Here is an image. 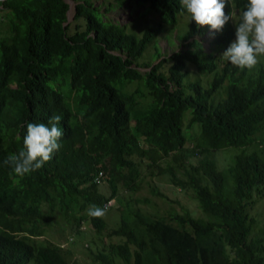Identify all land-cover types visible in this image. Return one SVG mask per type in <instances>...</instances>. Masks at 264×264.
<instances>
[{"label": "trees", "instance_id": "16d2710c", "mask_svg": "<svg viewBox=\"0 0 264 264\" xmlns=\"http://www.w3.org/2000/svg\"><path fill=\"white\" fill-rule=\"evenodd\" d=\"M136 2L171 24L185 11L180 0ZM247 2L230 0L225 14L235 6L238 23ZM0 5V264L31 259L71 264L58 243L38 237L55 215L75 230L88 217L91 227L105 231L113 256L104 253L96 264H264V216L249 212L264 197L261 63L249 71L224 58L215 69L218 55L205 51L198 38L212 35L210 26L192 21L179 35L183 48L166 55L156 46L157 61L141 71L137 60L161 23L137 36L106 18L93 0H76L70 30L66 0H0ZM228 29L212 35L214 43L226 45L233 36ZM186 60L202 72L215 71L210 83L185 79ZM132 83L138 88L125 89ZM188 109L189 125L198 127L188 136L195 143L186 146ZM53 115L61 117V148L40 169L18 176L4 160L23 149L28 123L47 124ZM249 144L261 150L248 151ZM231 145L240 150L230 165L218 168L215 150ZM142 157H148L147 166L169 172L173 183L191 188L200 211L153 213L136 206L116 226L89 216L92 206H112L107 202L117 185L142 187ZM165 158L171 162L162 166ZM99 171L109 182L104 192ZM151 192L173 200L154 187Z\"/></svg>", "mask_w": 264, "mask_h": 264}, {"label": "rangeland", "instance_id": "374dc122", "mask_svg": "<svg viewBox=\"0 0 264 264\" xmlns=\"http://www.w3.org/2000/svg\"><path fill=\"white\" fill-rule=\"evenodd\" d=\"M66 1L69 3V7L66 11V21L71 22L73 19L76 0ZM93 1L100 7V10L103 12L106 18H109L113 22L123 24L126 31L134 32L137 36H141L143 30L146 27H155L158 23H161V28L156 29L157 34L155 35V38H152L148 42V44L144 48L142 55L137 60L139 64L138 68L141 71H145L149 68L144 66L146 65V63H151L152 61L156 60V57H154V49L156 46H158V49L166 55L175 50L183 48V44L186 41L184 37L183 40L179 39V35H182L187 30H189L190 23L194 21L191 19L190 14L185 10L177 13V16H174V18L177 17V21H175V24H171L170 18L165 17V15L159 14L152 8H147L145 6L146 4L136 2V0H125L123 4H117L115 0ZM1 8L2 6L0 5V17L3 15L4 10ZM231 12L233 13L235 19L229 20L225 24L223 30H229L228 28H230V30L233 31V36L226 45L223 42L214 43L213 36L208 33L200 36L198 35V38L199 40H201L204 50L207 52H215L218 55V57L215 58V69L217 70L219 69V65H222V60L224 59L222 53L236 39L235 20H237L238 10L235 6H233ZM5 21L6 18H3V23H5ZM73 25L74 22L72 21L70 30L73 29ZM3 27L4 25H1L0 29ZM115 52H118L124 56L123 52H120L118 50H116ZM147 57L150 58L145 60ZM172 62L173 61L170 60V63ZM258 63H261L264 67V59H262V56L258 57ZM186 64L188 72L185 75V79L193 80L200 77V80L202 79L203 82L206 83L207 81L208 83H210L215 71L202 72L193 62H191V60H186ZM249 71H254V67L252 69H249ZM135 85V83L127 84L125 89H127L128 91H133L138 88ZM223 86L224 85H222V87ZM142 90L145 91L144 86ZM220 90H222V88L218 89L216 92H219ZM223 95L224 93L222 91L219 97ZM138 98L143 100L149 99L148 97L141 98V96H138ZM189 114L190 109H188L183 116V130L186 133V146L193 145L195 143V138H191L188 136L197 132L198 127L197 123H192L191 125H189V121L187 120ZM131 120H133V117L131 118ZM260 145L264 147V143ZM245 149L248 151L253 149L261 150L258 146H254L253 144L247 145ZM239 150L240 148L233 145L216 149L214 154L218 168L223 169L230 165L233 161L234 154ZM133 157L139 159V156L136 153L133 155ZM147 159L148 157H142L141 160V173L144 176L142 187L138 191H133L131 189L117 185L116 194L110 200L112 206L107 207L106 215L104 216V218L107 219L111 226H116L118 224V220L121 214L125 213V211L128 210V216L131 215L130 209L135 208L136 206H140L143 210L153 213H165L167 210L173 209V211L182 212L183 207L189 209H198V207H196L197 198L194 197L195 194L191 188H186L184 186H180L179 184L173 183L170 179L169 172H165L163 170V167L147 166ZM166 159L167 158L159 161L160 163H163L162 166H166L167 163L171 162L170 159ZM192 159L195 160V157H193ZM176 173L180 175V172L178 170H176ZM102 181H104V177ZM107 183L109 184L108 180L99 183V190L104 192V190H102V186H107ZM153 187L163 192L167 195V197H170L173 200H169L168 198L161 196L158 193H152L151 188ZM144 197L148 199V202L137 200L138 198ZM117 207H119V210ZM198 211L200 210L198 209ZM198 211L191 210L190 212L193 215H198ZM249 212L252 215L263 218L264 197H260L259 200L249 209ZM52 220L53 223L50 221V223L46 226L44 233L38 237H42L46 241L52 243H58L62 247V250L65 252V256L67 257V261L69 263L96 264L100 263V259H102L104 253H108L109 255L113 256L109 245V238L108 236L104 235L105 231L100 234L96 229L91 227L89 225L88 217L84 219L85 221L81 222L76 230L70 222H64L60 220L57 215H55ZM120 263L123 264L121 260ZM26 264H34V262L31 259Z\"/></svg>", "mask_w": 264, "mask_h": 264}, {"label": "clouds", "instance_id": "9594fccd", "mask_svg": "<svg viewBox=\"0 0 264 264\" xmlns=\"http://www.w3.org/2000/svg\"><path fill=\"white\" fill-rule=\"evenodd\" d=\"M230 0H180L182 10L190 14L198 27L210 26L212 35L223 30L225 24L234 18L233 13L225 14V6ZM240 21L236 23V39L222 53V56L240 69H252L258 57L264 56V0H248L241 10ZM59 115H53L48 123H28L23 139V149L11 154L5 165H11L18 176H24L40 169L61 148L63 132L58 127ZM99 173V172H98ZM100 174V173H99ZM104 177L103 173L100 179ZM99 179V180H100ZM107 208L92 206L87 214L102 218Z\"/></svg>", "mask_w": 264, "mask_h": 264}, {"label": "built area", "instance_id": "2783aa9c", "mask_svg": "<svg viewBox=\"0 0 264 264\" xmlns=\"http://www.w3.org/2000/svg\"><path fill=\"white\" fill-rule=\"evenodd\" d=\"M100 173V174H99ZM99 173H98V175H96V179L97 180H99L100 179V176L102 175V172L101 171H99ZM111 200V199H110ZM110 200H108V202H107V205H110L111 204V201Z\"/></svg>", "mask_w": 264, "mask_h": 264}]
</instances>
